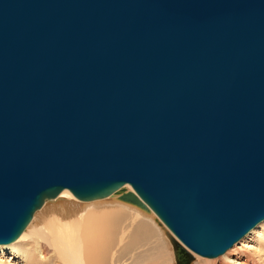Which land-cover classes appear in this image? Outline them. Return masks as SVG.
I'll return each mask as SVG.
<instances>
[{
  "label": "water",
  "instance_id": "1",
  "mask_svg": "<svg viewBox=\"0 0 264 264\" xmlns=\"http://www.w3.org/2000/svg\"><path fill=\"white\" fill-rule=\"evenodd\" d=\"M215 149L240 160L224 188L176 173ZM154 151L168 157L159 174L142 169ZM107 174L145 211L156 184L194 199L253 184L226 211L156 202L176 264L224 253L264 219V0H0V244L62 183Z\"/></svg>",
  "mask_w": 264,
  "mask_h": 264
},
{
  "label": "bare ground",
  "instance_id": "2",
  "mask_svg": "<svg viewBox=\"0 0 264 264\" xmlns=\"http://www.w3.org/2000/svg\"><path fill=\"white\" fill-rule=\"evenodd\" d=\"M238 159L217 149L202 156L194 151L189 152L184 162L175 167V171L183 175L195 171L213 173V178L205 179V182L223 186L220 183L223 182L222 177H230V174L220 173L227 171L226 166L239 162ZM146 160L142 169L149 173L159 174L155 170L156 166L161 168L168 164V157H164L162 151L151 152ZM65 172L68 173L67 165ZM156 174L152 178L158 181ZM103 179L104 184L85 183L75 188L62 183L64 186L58 193L52 196L44 193V199L17 239L8 244H0V264H131L134 259L138 260V264H174L173 247L167 236L168 228L155 211L154 206L158 200L164 201V206L177 212H202L209 205L213 212L226 211L253 187V184L250 187L249 184H241L234 192L222 195L205 193V197L197 196L194 199L186 198L182 188H166L167 192H164V185L156 184L150 193L154 202L152 208L145 211L134 203L118 198L122 192L114 191L110 174ZM226 181L236 183L238 179L234 177ZM170 186L180 187L178 184ZM123 187L138 196L144 192L137 191L128 182L123 183ZM256 191L260 194L264 190L257 185ZM105 198L108 199L102 200ZM143 198L148 200L144 193ZM100 199L102 201H98ZM263 232L264 219L243 236L240 246L235 243L218 256H203L206 259L221 258L212 263L202 260L198 264H258L249 261L247 247L252 245L246 239L264 235ZM30 238L31 243H27ZM144 253L150 255L142 262L140 256ZM197 256L200 257L195 254L189 264H193Z\"/></svg>",
  "mask_w": 264,
  "mask_h": 264
},
{
  "label": "rangeland",
  "instance_id": "3",
  "mask_svg": "<svg viewBox=\"0 0 264 264\" xmlns=\"http://www.w3.org/2000/svg\"><path fill=\"white\" fill-rule=\"evenodd\" d=\"M106 199H108V198H105V199H102V200H106ZM101 199L100 200H98V201H102ZM91 202H93V201H91ZM95 202V201H94ZM96 202H97V200H96ZM264 233V232H263ZM260 236H262V237H260ZM243 239H244V237H242ZM239 239L237 242H236V244H238L237 246H240L239 244V242L241 241V240H243V239ZM259 238V239H258ZM255 239H256V241H255ZM31 240V238L30 239H28L27 240V243H29V241ZM247 240V241H246ZM245 241L246 242H251V247L249 248V247H247L248 249H247V251H248V258H249V261L250 262H257L258 264H264V235H256V236H254V237H252L251 239H246ZM259 240V241H258ZM30 243H31V241H30ZM262 247L261 249H260V246ZM244 247V246H243ZM258 250V251H257ZM258 253V254H257ZM147 255V256H146ZM146 255H145V253L143 254V255H141L140 256V259L142 260V262L146 259V257H148L150 254H147L146 253ZM203 256H197V258L195 259V261L193 262V264H198V262L199 261H202V260H208V261H211L210 263H212V261H215V260H218L219 258H221V257H219V258H217V259H206V258H202ZM143 258V259H142ZM138 260L136 259H134V263L133 262H131V264H138L139 262H137ZM137 262V263H136ZM174 264H176L175 263V260H174Z\"/></svg>",
  "mask_w": 264,
  "mask_h": 264
}]
</instances>
